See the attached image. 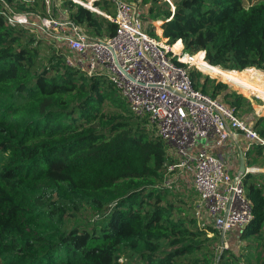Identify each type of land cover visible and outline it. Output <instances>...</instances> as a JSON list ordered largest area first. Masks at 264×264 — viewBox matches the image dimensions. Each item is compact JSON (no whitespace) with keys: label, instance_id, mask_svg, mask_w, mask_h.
<instances>
[{"label":"trees","instance_id":"trees-1","mask_svg":"<svg viewBox=\"0 0 264 264\" xmlns=\"http://www.w3.org/2000/svg\"><path fill=\"white\" fill-rule=\"evenodd\" d=\"M127 1L139 7L149 35L151 22H161L154 34L161 43L203 51L215 69L264 72V0ZM62 4L90 36L115 34L104 17L71 0ZM38 5L43 14L41 0L17 1L15 10ZM94 5L108 13L112 6ZM50 40L59 49L40 56L35 31L0 16V264H122L126 255L138 264H264V183L241 177L252 218L222 236L245 243L239 253L231 244L220 249V231L182 216L162 185L177 160L147 119L122 108L125 99L103 76L67 66L63 43ZM188 74L195 90L246 118L264 139L261 103L256 116L251 101L226 84L193 68ZM253 145L260 155L263 146ZM83 213L91 218L82 221Z\"/></svg>","mask_w":264,"mask_h":264},{"label":"built area","instance_id":"built-area-1","mask_svg":"<svg viewBox=\"0 0 264 264\" xmlns=\"http://www.w3.org/2000/svg\"><path fill=\"white\" fill-rule=\"evenodd\" d=\"M13 1L0 0V16L8 26H28L60 40L66 48L62 56L67 66L87 76H104L125 99L133 116L146 118L155 135L168 146L169 154L178 157L175 164L167 166L164 187H172L167 177L176 168L187 169L192 172L197 215L201 217L200 212L205 211L209 223L221 234L251 221L241 176H230L224 159L199 146L201 140L213 138L214 146L221 147L230 131L263 148L264 139L232 109L193 88L188 69L201 70L197 60L206 63L203 51L189 54L180 41L170 46L149 35L143 28L139 7L127 0H109L114 15L96 7L93 3L98 0H71L116 25L115 34L103 38L88 35L70 21L60 10L59 0H41L43 14L18 12L15 2L27 0ZM250 94L262 101L258 92Z\"/></svg>","mask_w":264,"mask_h":264},{"label":"rangeland","instance_id":"rangeland-1","mask_svg":"<svg viewBox=\"0 0 264 264\" xmlns=\"http://www.w3.org/2000/svg\"><path fill=\"white\" fill-rule=\"evenodd\" d=\"M256 1H258V0H245L244 5L247 6V5H250L251 3H254ZM62 3H63V1L62 0H59V5L61 6L60 7L61 8L60 10H64L65 9ZM40 9L41 8L38 5V6H35L32 11L39 13V12H41ZM109 12L111 13V15H114L115 8H114L113 5L110 7ZM151 23H152V26H153V35L152 36L154 37V34H156V29L157 28L160 29L161 22L160 21H153ZM148 27L149 26H147V27L145 26L144 29L147 30ZM82 28L84 29V31H86V33L88 35H90L89 32L87 31V29H85L84 27H82ZM35 33H36V39L40 40L39 42H41V45H40L41 46L40 56L49 53L54 47H56L57 49H59V46L56 45L52 40H50L51 39L50 37H49L50 39L47 38V37H45L46 35H44L42 32L37 31V30H36ZM160 33H161V31H160ZM43 37H45V38H43ZM199 66H200V63H199ZM213 71L216 72V73H219L221 70L216 69V70H213ZM200 72L202 74H204V75H207L210 79H215L216 81H220V82L226 84L229 88H231V90H234L235 92L240 93V94H244L243 96H249V93H247L249 91L248 90H242L241 89L242 87L240 88L239 85H237L232 80H230L227 77V75L224 74L225 73L224 70H222L220 73L230 83L224 82L223 80H221V78H218V77H215V76H211L210 74L206 73L207 71H204L202 68H201ZM229 72H233V71H229ZM241 72L242 71H240L239 73H241ZM103 74L104 75H107V73L105 71H104ZM263 75H264V72H261L259 70L252 69V74L250 75L251 81H250V79L248 81L250 83L253 81V83L256 84L255 85L256 86V89L254 88L253 91L254 92L255 91L258 92L259 94H261L260 93V90H261L262 84H264V77H263ZM248 85H250V84L248 83ZM240 91H243V92L241 93ZM118 104L122 108L128 109L127 103L125 101H123L122 99H119ZM261 104L264 107L263 100L261 101ZM253 111H254V109H253ZM240 119H242V120L245 121L246 118H240ZM149 128L151 130L153 129L152 126H150ZM153 133L155 134V130L154 129H153ZM250 157L255 158V156H253V155H250ZM175 159L178 161V157L175 158ZM167 178L172 183L171 184V186H172L171 187V190L174 193V195L176 196L174 198V201H175L174 204L176 206H179V208L182 210L181 215L182 216H187V217L197 218L198 219V226H199V228L205 226L206 223L203 224V220L201 219V217L196 214L195 202L197 200V196H196V193L194 192L193 188L190 187V182L192 181V172L189 171V170H187V169L176 168L174 170V172H172V174L169 175ZM250 180H251V182H253L255 184L256 183L258 184L260 182H263L264 181V174H262V173L255 174V175L252 174V177H251ZM78 216L81 218L82 221H85V220H88V219L91 218V216H89L88 214H84V213L83 214H80ZM223 237L224 236H222V234H221L222 242L220 244H218V246L220 245V247H221L220 249H224L227 246H229V244H231L232 245V249L235 250L236 253H239L240 252V245L242 246L245 243V241H244L243 243L240 244L235 239H233V240L230 241L232 243H229V241H227V239H224ZM135 256L134 255H130V256H127L126 255V256H124V257H122V262L121 263L122 264H138L137 261H136Z\"/></svg>","mask_w":264,"mask_h":264},{"label":"crops","instance_id":"crops-1","mask_svg":"<svg viewBox=\"0 0 264 264\" xmlns=\"http://www.w3.org/2000/svg\"><path fill=\"white\" fill-rule=\"evenodd\" d=\"M250 70H252V68H250ZM247 93H249V96H244V97H246L248 100L251 101L253 109H254V114L256 116H260L256 113L254 105L260 104L261 100L255 99V97H253V95L250 94V92H247ZM241 95L243 96L244 94H241ZM262 100L264 102V97H262ZM199 148L206 149L209 153H212L224 159L225 164H226V170L228 174L232 177L237 176L239 173L240 154L243 155L244 168H245L244 174H242V176H244L245 174H254V175L260 174V173L264 174V167H262L264 166V161H263L264 148H262L261 154L258 155V152L260 150L256 149L255 145H253V141H249L245 139L244 136L239 132L230 131L228 141L226 142L225 145L221 147L214 146L213 138H207V139L201 140ZM250 155L255 156V158L250 157ZM170 156L173 159L177 158L175 155L171 153H170ZM260 183H264V181ZM190 187L193 188V180L190 182ZM200 214H201V219L203 220V224L205 223L209 224V220H208L206 212L202 211L200 212Z\"/></svg>","mask_w":264,"mask_h":264},{"label":"bare ground","instance_id":"bare-ground-1","mask_svg":"<svg viewBox=\"0 0 264 264\" xmlns=\"http://www.w3.org/2000/svg\"><path fill=\"white\" fill-rule=\"evenodd\" d=\"M94 4V3H93ZM63 54V53H62ZM201 66V67H200ZM200 69L202 68L204 71H209V70H211V71H213V70H216L215 68H213V67H211L210 65H208V64H206V63H204V64H200ZM222 71V70H221ZM220 71V72H221ZM219 72V73H220ZM224 74L225 75H227V77L230 79V80H232L234 83H236L237 85H239V87L242 89V90H246L245 89V87H248L249 86V92L250 93H254V91H253V89L255 88L256 89V84L254 83V85H253V81L251 82V84L250 85H248V81H249V79H250V75L252 74V70H250V69H246V70H244V71H242L241 73H239V72H235V71H233V72H229V71H225L224 70ZM227 72V73H226ZM218 73V74H219ZM219 75H221V73L219 74ZM263 77H264V75H263ZM256 92V91H255ZM260 95H261V97H263L264 96V84H262V87H261V90H260ZM263 93V94H262ZM263 95V96H262ZM166 168V167H165ZM225 234V233H224ZM222 239V238H221Z\"/></svg>","mask_w":264,"mask_h":264},{"label":"water","instance_id":"water-1","mask_svg":"<svg viewBox=\"0 0 264 264\" xmlns=\"http://www.w3.org/2000/svg\"><path fill=\"white\" fill-rule=\"evenodd\" d=\"M245 168H244V159H243V155L240 154V166H239V173H238V177L242 176V174H244Z\"/></svg>","mask_w":264,"mask_h":264}]
</instances>
